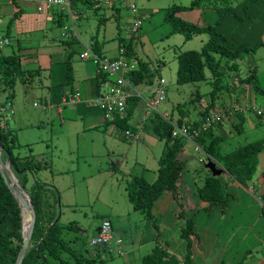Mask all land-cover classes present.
<instances>
[{
	"label": "rangeland",
	"instance_id": "374dc122",
	"mask_svg": "<svg viewBox=\"0 0 264 264\" xmlns=\"http://www.w3.org/2000/svg\"><path fill=\"white\" fill-rule=\"evenodd\" d=\"M7 1L9 0H0V3ZM16 1L18 5L21 4V0ZM22 1H27L32 7L23 8L25 11L22 15L12 22L11 31L13 34L15 27V29L29 28L32 32L27 37H19L15 34L19 44L15 38V41L8 45H0V54L7 55L13 51L17 53V46L23 48L36 45L43 35L58 39L64 37L61 36L63 33L71 35V30L67 32L56 24L51 28L53 34L49 30L36 29L32 23L30 9L39 0ZM132 1L136 5L138 14L132 13L129 8H121L117 12L109 6L100 5L97 6L99 8H94L83 1H78L77 6L73 8L75 12L73 28L77 38L88 46L97 41L102 51L112 56L116 51L118 52L119 45L130 46L136 57L124 56V58L135 65L138 59L146 62L148 71L152 75L151 84L147 83L145 78L143 82L135 85L137 91L143 92L141 96L148 99L149 96L145 92L158 82L157 79L163 78L165 99L157 106L160 113H167L172 121H177L181 117L180 113L184 114V119H198V112L206 106V101L210 100L213 80L211 73L205 69V80L177 83L176 55L179 51L200 50L208 35L201 32L185 40L182 34L172 32L170 23L164 20L166 8L174 5L188 6L192 0ZM229 1L235 3L239 0ZM53 11L63 10L60 6H56L46 13ZM63 12L67 15L64 16L65 25H69L68 11ZM181 12L176 13L175 16L185 18L187 21L191 20L190 22L193 23L202 24L206 20L211 24L217 18L212 3ZM139 17L141 25L137 30H133L131 26ZM6 20L7 16L0 14V34L5 30ZM262 39L263 44L260 47L245 53L237 60L239 69L236 72L237 77L243 79L247 76L248 69L254 67L255 77L260 86H264V36ZM24 73L28 82L24 84L19 78L13 82L11 97L8 96L7 82L0 77V106L8 100L12 104L13 113L6 118L7 137L8 139L15 137L13 142L9 141L15 146L12 149L13 153L20 157L28 156L33 162L39 161V165L34 166L32 172L28 174L26 187L31 188L36 181L43 183L45 185L38 184L47 187L49 195L52 193L57 200L55 211L59 225L62 227V238L67 243L68 249L63 250L56 258L47 255L48 264H140L142 257L156 244L167 250L177 247L179 242L183 246V250L180 248L179 251H184L185 254L186 240L181 237V230L185 227L186 217L193 214L194 218L201 219L199 222L196 220V229L210 235V238L218 234L220 236L217 237L218 242L225 245L226 252H222V260L219 264H259L260 259H264V215L261 214L262 206L258 201L261 196L258 197L256 194L257 200L254 194L242 189L240 187L242 185H237L239 186L237 189L228 184L227 191L230 192L231 199L228 207L222 209L223 213L220 212L219 206L207 211L198 207L186 213L178 223L171 222L164 241L165 235L159 233V227L156 226L154 229L152 220L141 211L134 210L127 196L126 186L133 176H142L149 182L156 178L158 159L165 143L163 139L151 133L147 126L149 121L143 119V116L139 119V107L133 110L127 124L129 130L134 127L132 133L138 135L134 140L130 137H120L117 133L121 126L115 122L107 124L102 122L98 125L88 124L89 119L72 122L65 119L64 115L62 122L55 109L44 103L45 96L39 87L41 83L37 82L39 79L44 81L45 76L30 78L28 71ZM232 75L234 76V72L226 71L223 84L230 82L229 77ZM249 85L250 88L246 89V92L250 93L248 98L252 101V106L259 109L263 105V98L255 91L252 84ZM242 86L245 88V84ZM240 89L238 85L231 87L233 99L239 98ZM224 92L227 93L226 89L213 97L216 107L225 100L222 96ZM34 102L45 104L46 108L33 106ZM138 102L143 104L140 100ZM248 115L247 118L244 116L241 132L237 133L233 130V133L226 134V141L222 144L223 151H230L251 141L264 140V117L259 118L249 113ZM193 149L188 148L189 157L186 156L187 165L182 172L186 182L184 195L192 197V200L194 199L192 195L197 193L198 187L203 184L204 178L209 173L204 163L198 161L201 152ZM2 158L6 160L5 156ZM220 176L223 180L230 181L227 174L222 173ZM181 184L180 179L179 186ZM178 207L179 211L183 212L189 208L186 200H182V186ZM105 219L110 220L113 235L121 238L119 252L113 242L105 248V251L91 244L90 240L96 236L97 228ZM197 235L199 238L200 233ZM146 236L152 240L155 238L156 242L151 243L146 249L144 246L140 248L139 241L147 239ZM109 247L114 249L112 253L107 251Z\"/></svg>",
	"mask_w": 264,
	"mask_h": 264
},
{
	"label": "trees",
	"instance_id": "16d2710c",
	"mask_svg": "<svg viewBox=\"0 0 264 264\" xmlns=\"http://www.w3.org/2000/svg\"><path fill=\"white\" fill-rule=\"evenodd\" d=\"M82 1L89 7L99 8L91 0ZM75 3L76 0H71L72 10L75 8ZM211 3L217 13V20L212 24L199 25L175 16L179 11L193 10ZM222 3L220 0H192L188 6L174 5L165 9L164 20L170 23L172 32L182 34L185 40L201 32L208 35L200 50L177 52L176 82L183 84L203 81L206 79L205 69L210 71L213 79L210 101L198 112L199 119L185 120L184 114L180 113L181 117L177 119L176 123L188 128L194 143L209 156V160L215 163L217 168L224 170L223 173L227 174L230 180L246 186V183L252 180L256 174L258 156L264 149V140L251 141L230 151H223V137L214 134L211 130L212 126L203 127L202 124L210 113V109L215 105L213 97H216L218 92L223 89L230 91L236 80L240 83L252 84L255 91L264 100V87L259 85L254 67L248 69L247 76L243 79L237 77L236 74L239 69L237 60L242 58L245 53L255 51L263 44L264 0H239L235 3L224 0ZM57 13L59 15L56 22L58 25H63L64 16L67 15L63 11ZM231 35H236V37H231ZM91 47L94 52L101 54L97 41H94ZM123 47L125 49L124 56L136 57L130 46L124 45ZM25 71H28L30 78L39 75V69H22L17 53L0 54V77L7 82L9 97L12 96L13 82L18 78L24 84L28 82V78L23 75ZM226 71L234 72V76L229 77L230 82L223 84ZM69 73L70 71L67 69L70 79ZM143 79L151 84L152 75L148 71L147 63L138 59L136 69L129 73V80L133 85H137L143 82ZM137 103L138 98L133 96L127 100L125 118L115 121L121 128L127 127V119ZM177 107L179 109V106ZM263 114V112H259L256 113V116ZM237 116L238 121L234 128L241 132L244 115L238 112ZM145 120L149 121L147 126L152 131L151 133L165 141L163 151L158 159L157 175L151 182L142 176L135 175L126 187L127 196L133 209L141 211L148 219H153V205L165 191H169L172 198L179 203L181 198L179 184L187 162L182 157L185 139L180 135H172L173 128L170 123L155 112L149 114ZM7 133V129L0 127L2 156H5V159L9 158L11 167L18 169L21 173L19 179L30 194L36 212L31 241L21 264H48L47 255L56 258L63 250L68 249L67 243L62 238V227L59 225L55 211L57 200L52 196V193L49 195L47 187L44 188L45 186L40 185L43 183L36 181L33 186L31 185V188L26 187L28 174L32 172L34 166L39 165V161L33 162L28 156L20 157L14 154L12 149L15 146L11 145L9 141L13 142L15 137L12 136L8 139ZM228 183L229 181L223 180L221 176H212L209 171L203 184L197 189L198 198L207 203L203 209L210 210L213 206L225 209L229 205L231 194L227 191ZM261 198L264 199V191ZM22 213L18 200L9 190L0 173V264H15L23 240ZM191 235H195L194 214L186 217L185 227L181 230V237L186 240L185 254L182 258L156 244L149 253L142 257L140 264H196L192 259L193 241Z\"/></svg>",
	"mask_w": 264,
	"mask_h": 264
},
{
	"label": "crops",
	"instance_id": "0c3cea01",
	"mask_svg": "<svg viewBox=\"0 0 264 264\" xmlns=\"http://www.w3.org/2000/svg\"><path fill=\"white\" fill-rule=\"evenodd\" d=\"M78 1H82V0H76L75 7L77 6ZM36 5L37 2L34 4V7L30 9L32 11L31 18L33 20L32 21L33 26L36 27V29L40 28L42 30H49L53 34L51 28L54 26V24L58 25L56 19L59 14L55 11L49 13L38 12L36 10ZM27 6L29 8L32 7L30 3L22 0H21V4L19 5L16 0L12 4L9 3V1H7L6 3L5 2L0 3V14L7 16V20L4 23L5 30L0 35L8 39V44L15 41V38L17 44H19V39L15 37V34L19 37L21 36L27 37L32 32V30L29 28L15 29V27L13 29L14 30L13 34L11 31L13 24L12 22L15 21L17 17L22 15V13L25 11V10L23 11V8ZM118 11H120V9H118L117 12ZM180 13L182 12L179 11V14ZM183 19L186 20L185 18ZM211 20H213V18ZM216 20L217 18L215 19V21ZM65 24L66 22L64 21L63 25H58V26L63 27ZM205 24H208L206 20L199 25H205ZM65 35L66 37L60 39L56 37H48L47 35H43L39 43L36 45H32L31 47L25 46L23 48L17 46V50H18L17 54L20 57L22 68L30 69V70L39 69V75L37 76L39 77L45 76L44 81L39 79V81L37 82L39 84L41 83L39 87L42 89L43 96H45L44 103H48L50 108L55 109L56 114H58L61 117L62 122L64 118L72 122H76L79 119L82 120L89 119L88 124L98 125L99 123L102 122L104 124H107L109 122H107L104 119L102 112L94 104V97L98 89V85H97L98 76L96 71V64L91 57L87 59L80 58V54L83 52L85 47H91V45L88 46L84 44L79 38L74 37L73 32H71V35L68 33H65ZM61 36H63V34H61ZM100 49H101L100 53L102 56L108 58H117L119 56V53L117 51L112 56V54L107 55L106 53H104L102 51L101 46ZM12 53H16V52L13 51ZM67 69L70 71L69 73L70 79L68 78L67 75ZM243 84H245V88L242 86ZM234 85H238V87L241 88L240 89L241 93H239L241 95H239V98L234 97L233 99V96L231 95V92H233V90L227 91V93L224 92L222 96L224 97L225 100L221 103L219 107H216L214 105L209 111V112L221 111L224 113L221 119L217 121L211 128L214 134L223 137V144L226 141V134L233 133V130L236 131L234 126L235 124H237L238 121V116H237L238 112L242 113L245 116V118H247L249 117L248 113L251 114L252 116L253 115L256 116V113H259V111L264 108V100L262 101L263 105L261 108L258 109L256 106L255 107L252 106V101H250V99L248 98L250 93L246 92V89L248 90L250 88L249 84L240 83L238 80H236ZM76 92L79 93L78 101H76L75 103L69 102L71 96ZM242 92L244 93L243 95ZM209 101H206V103H209ZM67 107H70V109H68ZM136 107H139L140 109L139 119H141L142 116L144 119V111H145L144 104L138 102L135 105L134 109ZM262 116L264 117V114L257 117L262 118ZM198 119H188V120L194 121ZM127 123H128V119H127ZM143 127L145 128V125H143ZM133 128L134 127L131 128V131L133 130ZM124 129H129V128L126 127ZM121 130L122 128L118 131L117 134L120 137H123L121 134H119ZM187 147L193 148V146L190 142H185L182 156L183 158L186 159V162L188 160L187 157H189V151ZM258 164L259 165L257 167L254 178L247 182V186H243V185L240 186L242 187V189L247 190L248 193L254 194L255 197H257V195L258 197L261 196L262 192L264 191V149L262 152L259 153ZM181 183H182L181 184L182 200L185 199L187 205L189 206L186 212L179 211V207H178L179 203H177L172 198V195L169 191H165L155 201L153 205L154 210L152 208V212L154 217L153 219L150 218L149 219L152 220L154 224L153 225L154 229L156 226L159 227L160 234L165 235L166 231L169 230V225L171 224V222L178 223L181 218H184V215H186V213H190L191 211H194L198 207L203 208L207 204L205 201H201L198 198V196H196L197 193L195 195H192L194 198L193 200L192 197L190 196L188 197V195L186 196L184 195V193H186V188H185L186 182L184 175H182ZM228 184L235 186L237 189L239 188V186H237L239 184L234 180H230ZM258 197L256 198L257 200ZM213 207L210 210H212ZM204 210L207 211L206 209ZM220 212L223 213L224 211L220 209ZM261 214L264 215L263 208L261 209ZM196 220L199 222L201 221V219L197 217L194 218V231L196 233L195 235L190 236L193 241V254H192L193 261L196 264H219V262L222 260V252L223 251L226 252L225 245L224 244L222 245V243L218 242L217 237H220L218 234L215 237L210 238V235H206V233H203V231L201 232L200 230L196 229L195 228V225L197 226ZM199 233L200 236L198 238L197 234ZM147 236L145 237L147 239H141L139 241L138 246L140 248L144 246V248L146 249L151 243L153 244L156 242L155 238L152 240V238H149ZM166 238L167 236L165 235L164 241H166ZM261 242H263V240H261ZM180 243L181 242H179V244L176 245L177 247L175 248L171 247L170 249H167V251L172 254H176V256L179 258H182V256L184 255V251H179L180 248L182 249L183 247ZM134 249L135 248H133V250ZM259 264H264V259L263 260L260 259Z\"/></svg>",
	"mask_w": 264,
	"mask_h": 264
},
{
	"label": "built area",
	"instance_id": "2783aa9c",
	"mask_svg": "<svg viewBox=\"0 0 264 264\" xmlns=\"http://www.w3.org/2000/svg\"><path fill=\"white\" fill-rule=\"evenodd\" d=\"M15 0H9V3H13ZM96 6L105 5L114 9H123L129 8L132 13H137L136 5L132 0H96L94 1ZM60 6L61 10L68 11L70 24L64 25V30H72L73 36L77 37V34L74 30L73 15L74 12L71 8V0H40L37 2L36 10L38 12H46L51 10L53 7ZM141 25V18L134 20L133 30H137ZM63 36L66 37L65 33ZM8 44V39L0 36V45ZM124 47L119 46L117 58H108L97 54L93 51L92 47H85L83 52L80 54V57L83 59L91 57L96 64L97 71V83L98 89L94 97V104L102 112L104 119L107 122H115L118 119H123L127 113V100L130 97H136L138 100L142 101L145 106L144 119L148 117L151 113H158L162 118L167 120L173 128L172 135H180L185 139V142H190L196 152H201L202 155H199L198 161L206 163L209 160V156L204 153L200 147L194 143L191 134L188 132V128L185 126H179L176 121H172L169 118L167 113H160L157 106L160 102L165 99V88H164V79H158V82L155 85H152L145 94L149 96L148 99L141 96L143 92L136 90L135 85L129 80V73L136 69L137 65L133 62L124 58ZM103 78V80H102ZM79 93H74L69 102L75 103L78 101ZM33 106L41 107L42 109L46 108L45 104H40L37 102L33 103ZM264 112V108L259 111ZM13 113V108L11 102L8 100L2 106H0V115L2 121L0 122V127L8 129L7 118L6 116ZM221 111L210 112L204 119L202 126H213L220 118L223 116ZM123 137H130L132 140L137 139L138 135L132 133L129 129H123L119 132ZM259 202L264 209V199L260 197ZM91 244L103 249L114 243L117 247V251H120L121 238L119 236H114L112 232V225L110 220L105 219L99 225L96 236L90 240ZM108 252L112 253L113 248L109 247Z\"/></svg>",
	"mask_w": 264,
	"mask_h": 264
},
{
	"label": "water",
	"instance_id": "95a60500",
	"mask_svg": "<svg viewBox=\"0 0 264 264\" xmlns=\"http://www.w3.org/2000/svg\"><path fill=\"white\" fill-rule=\"evenodd\" d=\"M3 146L0 143V173L2 174L9 190L12 191L18 200L22 209V245L17 255L15 264H21L29 247L32 233L36 221V212L30 194L19 179L21 173L18 169L11 167L10 159L2 158ZM204 167L207 168L212 176H220L224 172L223 169L217 168L215 163L208 160ZM98 229V228H97Z\"/></svg>",
	"mask_w": 264,
	"mask_h": 264
},
{
	"label": "bare ground",
	"instance_id": "6f19581e",
	"mask_svg": "<svg viewBox=\"0 0 264 264\" xmlns=\"http://www.w3.org/2000/svg\"><path fill=\"white\" fill-rule=\"evenodd\" d=\"M81 58V57H80ZM87 59V58H86ZM157 81H158V79H157ZM165 81V80H164ZM100 83V82H99ZM97 86V85H96ZM165 88V87H164ZM70 97V96H69ZM195 133V132H194ZM202 154V153H201Z\"/></svg>",
	"mask_w": 264,
	"mask_h": 264
}]
</instances>
